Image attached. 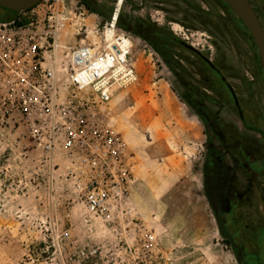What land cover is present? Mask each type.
<instances>
[{"label": "rangeland", "instance_id": "obj_1", "mask_svg": "<svg viewBox=\"0 0 264 264\" xmlns=\"http://www.w3.org/2000/svg\"><path fill=\"white\" fill-rule=\"evenodd\" d=\"M72 1L73 14L59 33V70L67 68L72 49L96 41V31L114 16L141 46L138 79L113 88L106 115L127 145L132 215L157 239V255L147 264H238L204 186L210 132L195 109L200 98L185 86L214 97L205 57L238 93L246 88L248 74L259 73L249 30L224 0ZM257 3L264 24V5ZM41 9L18 17L0 9V22L29 26L38 20L43 28ZM67 78L58 73L63 94ZM222 108V122H238ZM69 165L61 150L49 156L37 149L23 117L0 96V264H75L72 255L86 244L112 247L115 241L102 237L100 225L90 231L84 224L85 208L66 181Z\"/></svg>", "mask_w": 264, "mask_h": 264}, {"label": "built area", "instance_id": "obj_2", "mask_svg": "<svg viewBox=\"0 0 264 264\" xmlns=\"http://www.w3.org/2000/svg\"><path fill=\"white\" fill-rule=\"evenodd\" d=\"M72 7V0H44L31 10L36 14L42 8L37 17H44L43 28L38 20L29 26L0 22V96L23 117L37 149L49 156L63 152L70 164L66 181L85 208L84 224L90 231L100 225L102 237L115 241L106 251L105 246L86 244L71 260L147 264L157 255V239L132 215L127 145L106 115L113 88L138 79L135 63L141 46L114 16L96 31V41L72 49L67 68L59 70V33ZM60 71L68 77V94L58 85Z\"/></svg>", "mask_w": 264, "mask_h": 264}, {"label": "flooded vegetation", "instance_id": "obj_3", "mask_svg": "<svg viewBox=\"0 0 264 264\" xmlns=\"http://www.w3.org/2000/svg\"><path fill=\"white\" fill-rule=\"evenodd\" d=\"M257 1L249 0L260 19ZM202 59L213 70V81L206 83L214 97L185 88L200 98L195 109L210 132L203 174L207 196L238 264H264V71L258 56L259 73H249L238 93L210 59ZM222 106L238 122H222ZM210 107L222 109L212 113Z\"/></svg>", "mask_w": 264, "mask_h": 264}, {"label": "water", "instance_id": "obj_4", "mask_svg": "<svg viewBox=\"0 0 264 264\" xmlns=\"http://www.w3.org/2000/svg\"><path fill=\"white\" fill-rule=\"evenodd\" d=\"M43 1L44 0H0V8L21 14L35 9ZM224 1L230 6V8L249 30L251 34L249 42L258 50V56L264 71V26L262 25L256 11L252 7L249 0Z\"/></svg>", "mask_w": 264, "mask_h": 264}, {"label": "trees", "instance_id": "obj_5", "mask_svg": "<svg viewBox=\"0 0 264 264\" xmlns=\"http://www.w3.org/2000/svg\"><path fill=\"white\" fill-rule=\"evenodd\" d=\"M85 5H86V7L88 8V10L91 13H95V14H99V15L105 16L104 13L102 11H100L97 6L91 5L89 3H85ZM0 9H2V8H0ZM2 10L6 11V12H9V13H12V14L16 15L17 17L20 16V14H18L16 12H11V11H8V10H5V9H2ZM27 24H29V22L27 20L24 21L23 23H20V25H27ZM118 26H119V24H118ZM121 28H123V27H121Z\"/></svg>", "mask_w": 264, "mask_h": 264}, {"label": "bare ground", "instance_id": "obj_6", "mask_svg": "<svg viewBox=\"0 0 264 264\" xmlns=\"http://www.w3.org/2000/svg\"><path fill=\"white\" fill-rule=\"evenodd\" d=\"M110 33H113L112 31H110Z\"/></svg>", "mask_w": 264, "mask_h": 264}]
</instances>
